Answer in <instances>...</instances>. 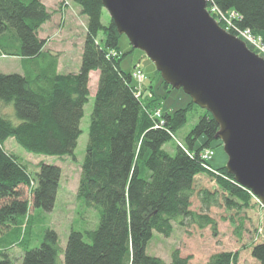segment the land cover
I'll list each match as a JSON object with an SVG mask.
<instances>
[{"label": "trees", "instance_id": "1", "mask_svg": "<svg viewBox=\"0 0 264 264\" xmlns=\"http://www.w3.org/2000/svg\"><path fill=\"white\" fill-rule=\"evenodd\" d=\"M71 1L87 17L86 32L78 71L60 73L57 55L43 49L45 40L38 36L52 13L41 0H0V55L19 56L21 67L18 74L0 72V102L13 109L9 115L0 113V201H4L0 264H14L4 250L11 245L21 247V264H167L146 253L153 231L169 236L175 221L214 228L210 207L241 210L249 206L252 194L235 182L225 166L213 168L202 158L212 142L220 141L215 138L218 123L206 109L186 134L185 147L176 144L173 154L163 148L186 122L188 110L199 106L191 100L187 107L161 113L164 122L155 127L151 112L159 107L158 98L143 104L133 83L134 71L121 69L120 34L111 18L107 25L101 22V0ZM211 6L236 12L231 34L248 30L264 43V0H207V8ZM93 70L98 71L94 94L89 89ZM92 96L76 196L97 210V227L71 229L64 249L58 233L47 228L39 245L29 247L22 235L28 228L29 206L53 208L61 169L40 162L32 175L28 165L3 144L13 139L34 155L75 160L81 119ZM199 137L204 141L196 146ZM202 173L213 178L216 189L195 192V177ZM25 189L30 200L24 197ZM194 194L199 211L191 209ZM250 254L264 264V240L253 244ZM237 259V251L222 250L212 254L207 264H237ZM170 260L169 264H192L178 249L172 250Z\"/></svg>", "mask_w": 264, "mask_h": 264}, {"label": "rangeland", "instance_id": "2", "mask_svg": "<svg viewBox=\"0 0 264 264\" xmlns=\"http://www.w3.org/2000/svg\"><path fill=\"white\" fill-rule=\"evenodd\" d=\"M45 1H47L46 4L49 7L48 11L52 15L38 30V36L45 40L43 49L57 55V68L66 72L75 70L77 65L80 67L81 63L80 58L87 17L81 13V8L71 0ZM109 21L110 15L103 8L101 22L107 25ZM118 46L124 53L120 58L121 69L126 72L139 69L143 74V79L140 80L133 76V83L140 88L143 104L152 98H158L159 107L153 111L160 118H162L161 113H171L176 109L188 106L191 101L190 96L182 88L164 87L161 75L155 68L154 63L142 50L133 48L124 34L119 35ZM255 47L257 48V46H252L251 50L255 49ZM19 70V60L16 56L4 54L0 56V71L5 72V74H18ZM89 76V89L93 93L96 89L97 82L95 81L97 78L94 74ZM92 106L93 96L89 98L84 108V116L80 123L82 133L74 151L75 160L70 156L34 155L19 146L13 139H8L3 144L7 152L16 155L28 165L29 172L32 175L38 171L40 162L55 164L61 169L60 185L53 208L47 211L41 207L29 206L28 228L22 234L25 243H29V247L39 245L44 230L47 228L53 229L58 233L59 244L64 249L71 229L85 231L97 227V210L88 206L84 200L77 199L76 196L81 171L80 165L85 155L88 139L89 115ZM12 111V108L4 106L2 103L0 104V113L9 115ZM202 114L203 109L193 105L187 112V120L184 125L175 132L172 140L164 144L163 148L173 154L176 144L185 147L186 134ZM151 118L153 120L156 119V117ZM154 126H160V124L155 120ZM203 141L204 138L199 137L196 141V146ZM211 149L213 154L208 163L213 168L225 166L227 155L221 141L212 142ZM209 170L213 171L212 168ZM201 188L213 190L217 186L213 178L202 173L195 177L194 184L195 192ZM24 197L30 200L27 189H25ZM3 202L0 201V205ZM199 208L200 202L196 194H194L191 197V209L199 211ZM208 214L216 221L214 228L210 225L200 228L197 224L189 221H184L183 223L175 221L173 222V231L169 236L153 231L152 237L146 244V253L160 257L165 263L169 264L172 250L178 249L182 256L190 257L192 264H207L208 259L214 253L222 250L237 251V264H259L251 256L250 247L264 240V205L260 200L252 196L249 206L243 207L241 210H227L223 205L212 206ZM240 221L242 224H240ZM237 227L240 229V235H238ZM8 236L16 239L15 233H10ZM4 250L14 264L22 263L23 252L21 247L11 245Z\"/></svg>", "mask_w": 264, "mask_h": 264}, {"label": "water", "instance_id": "3", "mask_svg": "<svg viewBox=\"0 0 264 264\" xmlns=\"http://www.w3.org/2000/svg\"><path fill=\"white\" fill-rule=\"evenodd\" d=\"M118 34L218 123L225 169L264 205V59L222 28L207 0H101Z\"/></svg>", "mask_w": 264, "mask_h": 264}, {"label": "built area", "instance_id": "4", "mask_svg": "<svg viewBox=\"0 0 264 264\" xmlns=\"http://www.w3.org/2000/svg\"><path fill=\"white\" fill-rule=\"evenodd\" d=\"M209 13L217 20L218 23L221 22L223 28L230 32L231 31V26L233 25L231 22L232 19L236 18L237 14L234 11H230V13H224L222 11H220L216 6H211L210 8H208ZM236 36L243 38V40L249 44H251L252 46H257V48L255 47V49H253V51L255 53H257L259 56H261L262 58H264V43L261 41L260 38L254 37L250 31L248 30H243V31H239L238 34H235ZM254 39V40H252ZM115 55V54H112ZM132 76L137 77L139 80L143 79V74L141 72V70L137 69L133 72ZM136 89H137V94L140 95L141 92L139 91V87L135 84ZM154 112V111H153ZM151 112V117H156V120L158 121V124H160L162 126L164 120L162 118H160L159 115H157V113H153ZM153 113V115H152ZM213 151L210 148H207L203 151L202 153V158L204 160H208L210 159V157L212 156ZM206 166V165H205ZM206 168L209 169L208 166H206Z\"/></svg>", "mask_w": 264, "mask_h": 264}, {"label": "crops", "instance_id": "5", "mask_svg": "<svg viewBox=\"0 0 264 264\" xmlns=\"http://www.w3.org/2000/svg\"><path fill=\"white\" fill-rule=\"evenodd\" d=\"M43 3H44V5L46 6V8L48 9L49 7H48V5L46 4L47 3V1H43V0H41ZM51 1V0H50ZM43 25V24H42ZM0 56H2V55H0ZM16 58L20 61V57L19 56H16ZM81 59V58H80ZM19 66H20V62H19ZM58 69V71L60 72V73H75V72H77L78 71V69H79V66L77 65V68L75 69V70H68L67 72L66 71H62V69H59V68H57ZM1 73H5V72H2V71H0ZM21 72V67H20V70L18 71V73H20ZM95 75L96 76V81L95 82H97V80H98V71H96V70H93V71H91L90 72V75L92 76V75ZM97 85V84H96ZM95 92V91H94ZM94 92L92 93V94H94ZM0 104H1V102H0ZM7 107H10L11 108V106H7Z\"/></svg>", "mask_w": 264, "mask_h": 264}]
</instances>
